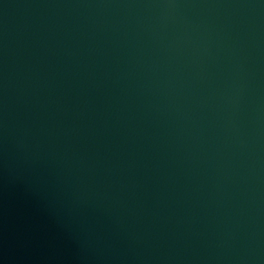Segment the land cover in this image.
<instances>
[{"label": "water", "instance_id": "water-1", "mask_svg": "<svg viewBox=\"0 0 264 264\" xmlns=\"http://www.w3.org/2000/svg\"><path fill=\"white\" fill-rule=\"evenodd\" d=\"M0 264H264V0H0Z\"/></svg>", "mask_w": 264, "mask_h": 264}]
</instances>
